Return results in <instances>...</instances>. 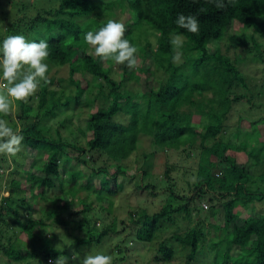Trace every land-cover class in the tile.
Listing matches in <instances>:
<instances>
[{
    "label": "trees",
    "instance_id": "trees-1",
    "mask_svg": "<svg viewBox=\"0 0 264 264\" xmlns=\"http://www.w3.org/2000/svg\"><path fill=\"white\" fill-rule=\"evenodd\" d=\"M49 1L43 13L30 17L20 15L12 21L7 36L46 39L49 70L48 83L41 82L42 93L52 85L50 69L65 65L64 82L71 88V96L63 101L57 98L56 106L50 109L36 106L35 111L31 108L32 101L16 103V118L21 125L24 122L18 132L24 141L21 152L9 161L14 169L6 183L7 195L0 196V225H3L0 232L3 228L12 232L4 242L0 241L3 264H28L29 261L53 264L58 256L66 257L70 264L71 254L46 243L50 239L44 232L49 234L51 230L46 227L62 225L68 230L69 223H75L70 228L76 232L71 236L72 247L78 243L97 244L101 237H106L107 225L98 230L96 218L87 219L93 209L89 195L92 193L96 199L97 218H101L100 213L107 217L121 190L120 181L126 177L122 163L131 159L132 166L136 164L139 141L144 137H150L152 148L140 153L137 187L151 191L162 189L167 198L164 197L163 204L152 213H146L143 207L127 211L135 224L131 238L151 246L161 223H173L177 216L189 220L192 211L205 210L209 212L207 219L212 232L221 231L211 243L214 247L212 264H264V214L251 208L254 201L264 198V189L260 190L258 184H264V118L244 117L238 108L252 97L258 101L264 98V78L255 86V76L242 73L236 65L237 54L231 56L227 51L207 47L208 41H223L225 50L239 47L250 59L256 58L264 65V47L259 42L260 38L264 39L260 32L264 26V0H234V5L229 4L224 9H217L208 0ZM25 4L21 2L20 9ZM201 8L205 11L201 12ZM180 13L198 16V34L175 24ZM108 19H118L126 25L124 38L138 49L137 66L130 69L128 78L138 81L142 75L147 90H133L123 84L129 69L126 62L117 64L111 58L105 61L90 54L94 50L84 42V35L97 31ZM172 33L183 36L185 52L200 54L201 65L192 66L189 60H184L189 73L194 75L192 78L183 75L172 60ZM153 46L160 48L162 54L155 53ZM182 54L187 58L183 51ZM148 59L150 62L145 64ZM111 66L120 72L117 79L111 75ZM105 86H108L106 93L102 91ZM95 90L99 92L96 99L82 98ZM74 100L80 102L76 106L81 113L86 109L84 119L79 117L81 114H69V108L63 109ZM27 114L32 115V122H27ZM66 114L75 115L83 123V128L77 130L84 138L83 145L76 143L74 135L67 139L58 134L57 129L70 118ZM195 114L204 122L193 125ZM51 119L58 125L54 127V136L48 131L52 129L47 124ZM229 119L232 120L230 138L210 144L214 137L220 138L224 133ZM10 126L14 129V124ZM191 137H198L199 147L207 146L206 153L213 158L207 157L204 164H197L195 173L190 172L191 182L186 179L176 186V178L170 172H177V163L164 161L157 175L153 171V158L157 149L164 155L177 150L185 152L191 147ZM231 138L236 141L241 138L244 142L235 145L237 150L230 153ZM219 144L220 149H213ZM238 152L242 153L240 162L234 155ZM25 162H28L27 167ZM112 164L117 167L114 171H110ZM83 167L88 172L80 183ZM147 172L153 173L154 181L145 180L142 184V176ZM188 188L187 191H191L183 193ZM80 190H84L82 196L78 195ZM25 193L32 200L49 204L43 206L27 200ZM204 198L208 204L205 202L206 207L202 208L198 201ZM236 199H241L240 210ZM70 203H77L74 211L80 216L68 222L64 215ZM243 209L248 215L240 220L239 213ZM34 212L38 217L32 215ZM70 213L68 211V215ZM18 233L24 234V238H19ZM203 238V229L191 226L182 235L171 234L156 242L157 255L152 254V257L168 261L173 256L176 240L188 248L184 264H193L198 242Z\"/></svg>",
    "mask_w": 264,
    "mask_h": 264
},
{
    "label": "rangeland",
    "instance_id": "rangeland-1",
    "mask_svg": "<svg viewBox=\"0 0 264 264\" xmlns=\"http://www.w3.org/2000/svg\"><path fill=\"white\" fill-rule=\"evenodd\" d=\"M27 3L25 4V7L20 9V3ZM50 5L49 0H0V37L1 39H4L7 36V29L11 25L12 21H15L17 17H20V15H25L27 17L34 16L36 13H41L42 9L48 8ZM17 7L19 9H17ZM43 13V12H42ZM56 32V30H54ZM50 33H53L52 31H49ZM62 32V31H60ZM264 35V26L263 29L260 31ZM27 38V37H26ZM29 40V38H27ZM260 43H262L264 47V39L259 40ZM2 44V43H0ZM207 47H209L210 50L216 49L221 52L227 51L228 54L233 56L232 54L236 55L235 56V62L236 65L238 66L239 70L243 73H248L252 74L255 76L253 82L255 86H258L263 78H264V65L262 62H259L256 58L255 59H250L247 54H245L239 47L233 49L225 50L224 48V42L221 41H208L207 42ZM154 52L157 54H162V50L156 46H153ZM182 51L187 55V58L182 55V62L178 64L179 68L178 70L181 71L183 75H187L189 78L194 77L193 74L189 73V68L184 62V60H189L188 62L191 63L192 66L194 65H201L200 64V54L199 52L196 51H191L187 53L183 49ZM149 63V59L146 60V63ZM127 79L123 81V84L126 85L128 88L131 89H136L138 91H144L147 90V86L145 85V82L143 80V76L140 75V79L137 81L134 78H128V75L130 74V69H127ZM111 72H112V77L118 78L120 75V72L117 68L114 66H111ZM135 73V72H134ZM48 75L50 76L52 80V85L49 87L46 93H42L43 86L40 84L38 88V93H34L32 96L28 98L29 101H32L31 103V108L35 111L36 106L44 107V108H53L55 107V102L58 98V101H63L64 98H67L68 96H71L69 93V90L71 89L69 86H65V78L67 77V67L61 66L58 68L53 67L50 69ZM86 77V76H85ZM196 78V77H195ZM84 80V79H83ZM62 86V87H61ZM108 90V86H105L102 91L106 93ZM98 90L93 91L92 93H86L87 95L82 96L84 97H91L90 100L92 101L93 99L97 98L98 95ZM207 96H210V93L207 92ZM33 97V98H32ZM11 99V98H10ZM83 99L80 98V101ZM19 101H12L11 104V113L10 115L3 117L6 120L9 121V124H14V130L18 131L21 126L20 121L16 118L17 112H16V103ZM28 102V101H27ZM83 102V101H82ZM81 102V103H82ZM80 102L78 101H71L68 106H65L63 109L69 108V114L72 112L77 113L78 115L81 114L79 117H85V108L83 109L82 113L80 112L81 109H79L78 106ZM240 114L243 115L244 117H251V118H264V98H261V100L258 101V99H255L252 97V99L249 102H242L238 106ZM67 110V109H66ZM187 110L192 111V108H187ZM27 112V111H26ZM66 112V111H65ZM68 113V112H66ZM28 116V114H27ZM32 116V115H31ZM31 116H28L27 122H32L33 119ZM67 122L63 124V127L57 129L58 134L60 136H63L67 139L72 138L74 135L76 137V143L79 145L84 144V138H81L82 136L77 134L78 129L83 128V123L80 121V119L77 120L75 115H69L66 114ZM60 118L56 116V119ZM55 119V118H53ZM51 119L47 124L49 127L52 129L48 130L50 131V135L54 136V127L58 126L55 120ZM231 119V117H230ZM228 120L229 124L228 126L226 125L224 133L220 136L214 137L213 140L211 141L210 144H213V142L219 141L221 139L222 141H225L226 138H230V135L228 134L229 130H231L230 124L232 120ZM200 123L204 122L202 119H199L197 115H194V120L192 122L193 125L195 123ZM232 126V125H231ZM45 127V125H44ZM43 127V128H44ZM49 129V128H48ZM32 132V131H30ZM88 133V132H86ZM233 139V140H232ZM150 137H144L139 141V145L137 148L138 152V161L136 162L135 165L132 166V161L131 159H127V161L123 162L122 164L124 166L125 174L126 177L120 181L121 184V190L116 194L115 197V202H114V207L113 211L108 214L106 217L103 213H100L101 218H97V213H98V206L96 199L94 198L93 194L90 193L89 199L92 202V210H90L87 214V219L90 220L92 218L95 219V224H98V230L102 227V225H107L108 227V232L106 237H101L99 243H94L91 242L89 245L83 244V243H78L75 247H72V241L71 236L75 235L76 232L75 230H71L70 228L74 227L75 223L70 222L74 221L79 218V214L74 211L76 210L77 203H70V207L68 206L67 208L68 211L71 213L68 215V211H66V214L64 215L65 219L68 220L69 227L66 228L62 225H55L53 228L52 227H46L47 229H51L50 233L44 232V235H48V241L46 243L51 244L52 246H55L57 248H62L65 250L66 254H71V260L70 264H79V260L73 259V255L76 254L80 258H82L86 253L89 254H105L109 255L112 257V264H184L186 260V254L188 252V248L184 245H182L178 241H173V245L175 247V250L173 252V256L168 260V261H161L159 257L157 259H153L152 254L155 253L156 249V242L160 241L161 239L170 236L171 234H180L182 235L185 230H187L191 226H200L203 231H204V238L201 239L198 242L197 245V251L195 253L194 259H193V264H212V260L214 257V247L211 244L217 237L221 235V231H216L212 232L211 228L209 227L207 215L209 212H205V210H200V211H192L190 215V219L186 220L181 218V216H177L174 219L173 223H161L160 228L158 229V232H156V239H154L151 242V246H149V243H142L141 241H137L135 239H132L131 234L133 232V229L135 227V224L130 220L127 211L129 209H140L144 208L146 213H152L156 210H158L163 204L164 199L167 198L165 191L162 189H157V190H146L142 188H138V181L137 177L139 176V169L137 168L139 166V162L141 159V152H148L152 146L151 142L149 141ZM232 140V147L230 153L233 151V149L237 150V145H242V140L241 138L236 141V139L231 138ZM190 148H186V151H190V154L188 152H178L177 151H172L171 154L166 153V155L162 154L159 149L156 150V156L153 158V171L158 175L161 173V170L164 167V161H168L170 163L175 162L176 167H177V172L171 171L170 175L176 180V186L179 184L187 181L191 182V179L193 176H191L190 172L195 173V169L197 168V164H204L208 154L206 153L207 151V146L204 147H199L198 143V137L190 138ZM219 143V142H218ZM236 145V146H235ZM212 146H210L211 148ZM213 149L217 150L220 149V144L215 145ZM186 153L189 155L186 156ZM242 153H235L234 155L236 156V160L240 162V159L242 158L241 156ZM210 160L213 158L208 157ZM11 158H9L7 155L0 154V196L3 193H7L6 190V183L8 179L12 176V171H13V166L10 165L9 161ZM27 161V160H26ZM162 163V164H161ZM28 162H25L24 166L27 167ZM73 163H71L70 166H72ZM163 165V166H162ZM117 167L115 165H110V171H114ZM81 170V177L82 179L80 180V183L82 180L85 179L86 173L88 172V169L86 167L80 168ZM19 171V170H18ZM153 174V173H152ZM152 174L147 172V174L143 177L142 184L145 180H153ZM132 177L130 178L129 176ZM134 176V177H133ZM84 177V178H83ZM259 184V189L263 190L264 189V184L263 183H258ZM191 186V184H189ZM190 188L184 190L183 193H185L187 190ZM191 191V190H190ZM190 191H187L188 193ZM78 195H83L84 190H80L78 192ZM4 196V195H3ZM25 196L27 200L35 201L38 205H43L46 206L49 203H43L44 201H40L39 199L32 200L28 198V194L25 193ZM70 196H67V198ZM165 197V198H164ZM73 200H76V196H74ZM241 199H236L237 206H239L238 210L241 208ZM207 203L208 202L205 200V198L201 201H198L199 203ZM174 204V203H173ZM253 209L259 211V213L264 214V198H262L260 201H254L251 205ZM203 208V207H202ZM140 211V210H138ZM207 211V210H206ZM254 214L255 211L253 210ZM33 216L38 217V214L36 212L32 213ZM246 209H243L239 213V219L243 220L247 216ZM214 219L217 217H213ZM230 222L229 224H231ZM93 224V223H92ZM218 224H221V219L218 218ZM3 227V225H0ZM232 226V224H231ZM49 232V231H47ZM9 233L12 235V232L9 230H5L3 228L0 232V241L4 242L5 238L9 235ZM24 234L18 233L19 238H24ZM157 255V254H156ZM32 262L29 261L28 264H31ZM0 264H3V262L0 259ZM9 264H15V263H9Z\"/></svg>",
    "mask_w": 264,
    "mask_h": 264
},
{
    "label": "clouds",
    "instance_id": "clouds-1",
    "mask_svg": "<svg viewBox=\"0 0 264 264\" xmlns=\"http://www.w3.org/2000/svg\"><path fill=\"white\" fill-rule=\"evenodd\" d=\"M217 9H224L234 0H208ZM201 12L205 9L201 8ZM175 24L193 34L200 31L198 16L193 14H178ZM126 25L118 19H108L106 24L97 31H88L84 42L94 51L90 54L107 61L113 59L117 64L127 63L129 69L137 66L135 54L138 49L125 39ZM184 38L177 33L170 34V44L174 55L172 60L182 62ZM49 44L46 39L28 40L23 35H9L0 44V154L9 158L17 156L22 150L23 135L14 130L9 121L3 117L10 115L12 101L27 102L28 98L38 90L41 82L48 83L46 73L49 65ZM11 98V99H10ZM2 195L6 196L7 193ZM79 264H112V257L97 253H86L82 258L73 255ZM53 264H67V258L58 256Z\"/></svg>",
    "mask_w": 264,
    "mask_h": 264
},
{
    "label": "built area",
    "instance_id": "built-area-1",
    "mask_svg": "<svg viewBox=\"0 0 264 264\" xmlns=\"http://www.w3.org/2000/svg\"><path fill=\"white\" fill-rule=\"evenodd\" d=\"M202 207H203V208H205V207H206L204 203H202Z\"/></svg>",
    "mask_w": 264,
    "mask_h": 264
}]
</instances>
